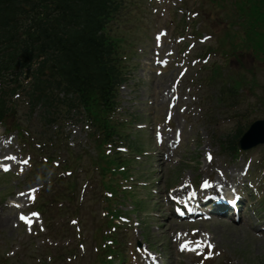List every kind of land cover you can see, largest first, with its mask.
Returning <instances> with one entry per match:
<instances>
[{"label": "trees", "instance_id": "1", "mask_svg": "<svg viewBox=\"0 0 264 264\" xmlns=\"http://www.w3.org/2000/svg\"><path fill=\"white\" fill-rule=\"evenodd\" d=\"M120 8V0H0V39L18 55L45 54L53 72L56 61L72 68L59 83L91 72L114 77V47L98 31Z\"/></svg>", "mask_w": 264, "mask_h": 264}, {"label": "rangeland", "instance_id": "2", "mask_svg": "<svg viewBox=\"0 0 264 264\" xmlns=\"http://www.w3.org/2000/svg\"><path fill=\"white\" fill-rule=\"evenodd\" d=\"M251 6V5H250ZM255 18V13L253 11V8L251 7L248 10L240 9L239 11L233 13L232 17L230 18L231 22L233 24L228 29V35L234 39L238 40L242 44V50L243 48H246L254 58L257 60H260L262 57H264V31H259L257 29H253L251 26V22H253V19ZM246 34H249V37L246 36ZM139 75L142 78L149 79L152 77V74L149 72L151 69L147 67H141L140 66ZM138 76H136L137 78ZM211 77L213 79H216L214 77V73H212ZM227 80L229 83H231L235 88L239 84V79L233 78L231 75L227 76ZM221 82H225L224 79L220 80ZM155 81H153L154 84ZM146 86V85H145ZM132 91L130 92L129 88L125 87L121 90V98H126L129 95L131 96L132 101H137L136 97L143 95V88L139 86H132ZM150 91L152 93H156L158 96L163 91V87H159L158 89H154V87H150ZM239 111L244 110L239 107ZM221 124L225 126L226 129H229L232 124V119H229L227 115L221 116ZM200 136L203 139V145L207 144L213 147V149H216V146L212 142L210 138H206V132L201 131ZM202 148L197 149L199 151V154L197 156L199 157V160L202 161V155L201 151ZM41 160V157L37 156L35 157V164H38V162ZM27 184L29 186L31 183H28V178L25 177V179L22 182V185ZM24 186H21L19 189H23ZM17 191V188H14L13 192ZM99 199H100V188L99 183L97 180L95 182H88L87 186L85 188V191L83 193V199L82 201H73L68 204V210L70 212L81 210V213H86L89 218H95L97 215L95 212L92 214L90 211L99 210ZM219 226H212V229L216 231V228ZM221 228L222 232L221 234L216 235V239L218 240L220 246L227 247L228 251L233 254V258L235 260H238L239 262L243 261H252L256 259V261L259 262L261 260L260 255L264 253V241L254 238L252 233L248 230H237L236 227H219ZM0 243L1 245H4V239H14L15 237V230L12 229V227H9L5 229L4 231L0 232ZM215 239V237H214ZM150 240L154 243L157 241V237L155 235H150ZM161 240H165L164 238H161ZM38 242V241H36ZM233 244V245H232ZM154 247H158V244H153ZM236 245V246H234ZM240 251L242 255L237 254V252ZM14 253L21 259V261H30L29 255L27 251L20 249L16 250L14 247L8 248L7 254ZM177 260L181 263H187L191 262V257H182L177 256ZM189 262V263H190ZM188 263V264H189Z\"/></svg>", "mask_w": 264, "mask_h": 264}, {"label": "snow or ice", "instance_id": "3", "mask_svg": "<svg viewBox=\"0 0 264 264\" xmlns=\"http://www.w3.org/2000/svg\"><path fill=\"white\" fill-rule=\"evenodd\" d=\"M209 160H211L212 159V157H211V155H209ZM25 163H27V161H25ZM208 185H207V182H205V187H207ZM34 191V190H33ZM35 215V214H34ZM24 217L23 216H21V219H23ZM75 223V222H74ZM211 246V245H210ZM182 250H183V246H182Z\"/></svg>", "mask_w": 264, "mask_h": 264}]
</instances>
